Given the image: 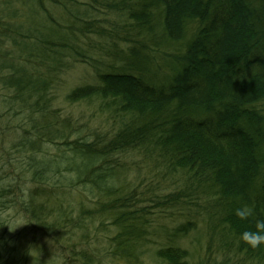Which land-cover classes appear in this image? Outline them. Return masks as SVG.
<instances>
[{
    "label": "trees",
    "instance_id": "obj_1",
    "mask_svg": "<svg viewBox=\"0 0 264 264\" xmlns=\"http://www.w3.org/2000/svg\"><path fill=\"white\" fill-rule=\"evenodd\" d=\"M95 3L0 0V118L10 129L0 136V264H34L7 231L1 213L10 208L68 251L63 240L79 234L83 247L56 255L64 264H146L153 214L176 201L173 192L153 199L150 183L137 190L144 176L129 174L131 163L148 159L206 190L222 242L263 260L264 244L251 247L242 233L264 221V0L102 1L105 13L123 14L133 30L102 24ZM138 36L155 46L183 42L162 81L146 75ZM76 61L92 66L96 80L65 99H94L127 118L110 136L81 135L53 107V89ZM243 206L252 208L247 219L235 215ZM191 225L158 229L177 237ZM176 240L155 249L162 264H186Z\"/></svg>",
    "mask_w": 264,
    "mask_h": 264
},
{
    "label": "rangeland",
    "instance_id": "obj_2",
    "mask_svg": "<svg viewBox=\"0 0 264 264\" xmlns=\"http://www.w3.org/2000/svg\"><path fill=\"white\" fill-rule=\"evenodd\" d=\"M102 1L112 0H96L95 6L101 7L102 12H97L98 17L102 18V24L109 27L112 24L122 28L133 30L130 22L125 18L123 14L105 13ZM194 24L190 25V31L193 30ZM192 27V28H191ZM156 34H159L158 32ZM93 36H91L92 38ZM139 40L134 45L140 49L144 58H147L146 62V75L152 77L156 81H162L169 74L170 66L173 62L171 59V53H180L183 49V42L178 44H165L164 42L154 45L150 43V38L139 37ZM159 38L153 41H157ZM187 40V37L184 41ZM87 41V39H86ZM140 42L145 44V47L140 46ZM122 46V44L119 43ZM123 47V46H122ZM157 48V50H155ZM161 51V52H160ZM171 61L169 62V60ZM106 61V60H105ZM104 67H98V72L102 71ZM151 69H155L151 72ZM169 69V70H168ZM96 80V71L92 66L85 63L75 62L73 67L63 72L60 76V81L53 89L54 102L53 107L60 109L62 115L70 116L71 123L79 129L81 135L89 134L90 138L93 137V133H100L101 135L110 136V134L116 131L120 126V120H126L127 118H120L114 116L112 113L103 110L98 102L94 99L78 101L75 103H69L66 101V94L75 86L84 83L94 82ZM264 108V102L260 105ZM0 107V115L2 112ZM6 122L4 118H0V136L2 129H5ZM10 129H5L4 134H7ZM92 136V137H91ZM143 158V156H139ZM132 161H130L131 163ZM132 170L129 174H138L144 179L137 190L140 192L144 186L148 185L152 188V191L157 196H152L153 199H160L163 194L173 192L175 193L176 201L174 203L169 202L165 205H160L162 208L160 212L153 214L156 218V224L158 225L148 235L149 242L147 246L151 253H147L145 246L143 245V254L141 258L146 264H162L155 256V249L160 248L163 243H171L172 240H176V244L182 247L186 253V264H264L263 260H256L248 257L243 253L235 251L232 245L223 243L219 236V229L221 228L220 221L217 219L218 214L216 212L211 197L206 190H203L197 185L191 183V179L181 172L172 171L165 165L164 162L148 159L139 166L132 164ZM139 171V172H136ZM130 175V178L132 177ZM26 178H29V173L25 174ZM25 187H31L32 184L26 180L23 183ZM82 199L90 204L88 197L82 192ZM163 199V197H162ZM172 203V204H171ZM147 210H150L148 207ZM151 210H157L152 207ZM2 217L6 222L9 233L14 238H18L19 242L26 246L28 253L31 257L30 260L34 264L41 261L43 264H64L63 258H57L58 252H67L68 249L61 247L59 244L42 236L38 230H34L31 226L27 225L23 215L17 212L14 208L6 209L2 213ZM105 220V219H104ZM102 220V222H104ZM186 220L193 221L194 225L185 236H169L159 232L160 226L164 224L167 231L173 230L175 226ZM88 223H90L88 221ZM21 224V225H18ZM18 225V226H17ZM154 225V224H153ZM159 228V229H158ZM108 230H112L109 228ZM108 231V234L111 233ZM163 232V231H162ZM99 234H103L100 232ZM79 234H73L67 242H69V253L73 255L76 250L83 247L79 241ZM95 237V236H94ZM91 238V235H90ZM76 254V253H75ZM68 255V253H67ZM70 257V255H68ZM34 258V259H33ZM118 264H123V261L118 260ZM106 264H112L108 262Z\"/></svg>",
    "mask_w": 264,
    "mask_h": 264
},
{
    "label": "clouds",
    "instance_id": "obj_3",
    "mask_svg": "<svg viewBox=\"0 0 264 264\" xmlns=\"http://www.w3.org/2000/svg\"><path fill=\"white\" fill-rule=\"evenodd\" d=\"M251 214L252 208L248 206H243L235 210V215L240 219H247ZM242 239L251 247H257L260 244H264V221L259 222L258 231H245L242 233Z\"/></svg>",
    "mask_w": 264,
    "mask_h": 264
}]
</instances>
